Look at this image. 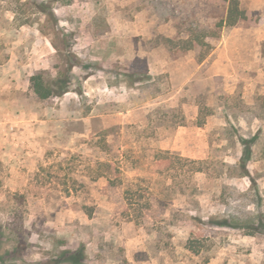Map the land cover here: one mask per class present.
I'll return each instance as SVG.
<instances>
[{
	"label": "rangeland",
	"instance_id": "1",
	"mask_svg": "<svg viewBox=\"0 0 264 264\" xmlns=\"http://www.w3.org/2000/svg\"><path fill=\"white\" fill-rule=\"evenodd\" d=\"M43 1L0 0V264H264V0ZM162 150L207 163L191 197Z\"/></svg>",
	"mask_w": 264,
	"mask_h": 264
},
{
	"label": "trees",
	"instance_id": "2",
	"mask_svg": "<svg viewBox=\"0 0 264 264\" xmlns=\"http://www.w3.org/2000/svg\"><path fill=\"white\" fill-rule=\"evenodd\" d=\"M226 3H228V14L226 17V20L224 21L227 27H235L239 25L242 22L245 23H251L253 22V15L249 10H245L241 8L240 0H223ZM35 7L38 11L42 13H47V3L43 0H36ZM31 87L34 91L35 95L42 101L48 100L55 96H60L63 93H66L68 90V83L66 81L60 80L58 82H50L47 81L45 78V75L43 73H37L31 77ZM175 125L177 126H186L187 119L186 115L184 114L182 109H177L175 111ZM205 122L199 123V126H203ZM243 144L246 146L244 155L242 157L243 165L242 169L244 170L245 175H249L247 166L245 162L250 159L251 156V150L248 148L251 145L250 141L243 140ZM156 157H159L162 159L163 164L165 165V172L167 173L172 170L173 173L171 175V178L174 179L176 184L179 186V191H176V194H173L169 191L165 193L166 195L169 194L170 198L167 197L165 200H174L175 195H186L188 197H191L193 195V191L191 190H197V186L195 184H191V180H193V177L197 174L203 173L206 171V162L201 160H190L183 158L175 153H172L171 151H160ZM186 164L188 166H193L194 170L192 173H190L189 176L186 175L187 172H190L189 170H185L184 167H186ZM177 166V167H176ZM167 175V174H166ZM169 176V175H168ZM181 178V181H178V179ZM173 180V181H174ZM132 186L134 184L132 183L130 187L127 188L126 194H127V201L131 209L134 211L133 215V221L136 223H140L142 216H143V210H149L150 209V202L141 203L142 201H134L133 197V189ZM166 191V190H165ZM131 197H130V196ZM211 223L213 226L224 228V227H233L235 226L232 224L228 219H216L211 220ZM3 227L0 226V246H4L5 240L3 239ZM14 244L17 247V249L23 244V241L18 239V237H14ZM196 241L194 239L188 240V247L190 250L194 252H199L196 247H194V243ZM4 258V257H3ZM66 261L72 262V264H80L79 263V256H76L74 259H68V257H64ZM0 259H2L0 257Z\"/></svg>",
	"mask_w": 264,
	"mask_h": 264
}]
</instances>
